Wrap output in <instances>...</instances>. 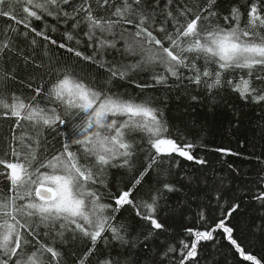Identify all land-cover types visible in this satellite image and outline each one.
Masks as SVG:
<instances>
[{"label":"snow or ice","instance_id":"6c2138e0","mask_svg":"<svg viewBox=\"0 0 264 264\" xmlns=\"http://www.w3.org/2000/svg\"><path fill=\"white\" fill-rule=\"evenodd\" d=\"M0 264H264V0H0Z\"/></svg>","mask_w":264,"mask_h":264},{"label":"trees","instance_id":"16d2710c","mask_svg":"<svg viewBox=\"0 0 264 264\" xmlns=\"http://www.w3.org/2000/svg\"><path fill=\"white\" fill-rule=\"evenodd\" d=\"M250 119H251V118H250ZM248 124H249V121L246 120V121H245L246 130H247V126H248ZM213 130H214V132L216 131L215 128H214ZM221 131H222V130H221ZM243 134H244V131L242 130V136H243ZM248 134L250 135L251 132L248 131ZM221 140H222L221 135H220V134H216V135H215V141H216L217 143H219V142H221ZM229 140H230L229 137H227L226 135L223 136V142H224V143H226V144L229 143ZM232 143H233V146H235V143H234V142H232ZM174 227H176L177 230H179V222H178V221L175 222Z\"/></svg>","mask_w":264,"mask_h":264}]
</instances>
